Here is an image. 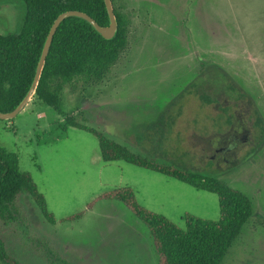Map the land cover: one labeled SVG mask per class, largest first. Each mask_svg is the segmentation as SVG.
Returning <instances> with one entry per match:
<instances>
[{"label":"rangeland","instance_id":"rangeland-1","mask_svg":"<svg viewBox=\"0 0 264 264\" xmlns=\"http://www.w3.org/2000/svg\"><path fill=\"white\" fill-rule=\"evenodd\" d=\"M127 44L105 68L63 89L64 116L38 101L0 120V147L18 157L44 196L49 224L25 194L0 214V237L20 264H156L145 228L102 193L130 187L145 208L180 227L185 213L216 221V195L125 162L104 163L97 140L65 117L133 152L218 179L253 213L222 264H264V0H122ZM21 1L0 0V34L20 29ZM229 84L246 94L235 99ZM214 101L205 104L200 95ZM175 123L154 134L158 120ZM230 123L226 124V120ZM163 128V125H160ZM230 134L236 149L222 155ZM1 264V263H0Z\"/></svg>","mask_w":264,"mask_h":264},{"label":"trees","instance_id":"trees-1","mask_svg":"<svg viewBox=\"0 0 264 264\" xmlns=\"http://www.w3.org/2000/svg\"><path fill=\"white\" fill-rule=\"evenodd\" d=\"M17 1H21L25 7L20 29L14 33L0 34V111L3 113L14 110L27 93L49 28L61 13L80 11L100 26L108 25L103 0ZM110 1L118 22V31L111 40H104L88 22L76 17L65 19L53 37L34 97L60 116H64V87L79 79L93 78L90 77L91 74L95 75L93 67L101 69L109 66L126 47V26L119 7L122 0ZM228 90L237 100L246 97L232 84H229ZM200 99L205 104L214 101L207 94L200 95ZM230 122V119L226 120V124ZM64 123L68 128L92 135L97 140L100 158L104 163L125 162L216 195L219 218L216 221L206 220L185 213L182 228L165 216L143 207L130 187H119L102 193L88 203L84 210L63 221L80 220L85 211L92 209L101 200L120 203L145 228L156 264H222L253 213L252 202L245 194L214 177L141 156L111 140L98 129L75 121L73 117H65ZM174 123L173 114L162 116L154 134L162 135L163 132L165 135ZM262 124V119L256 113L255 126L259 130L260 139L264 135ZM21 194L27 195L34 202L49 224L55 223L31 175L20 170L17 155L0 147V214L8 212L10 208L16 209ZM0 263L20 264L6 251L1 237Z\"/></svg>","mask_w":264,"mask_h":264},{"label":"water","instance_id":"water-1","mask_svg":"<svg viewBox=\"0 0 264 264\" xmlns=\"http://www.w3.org/2000/svg\"><path fill=\"white\" fill-rule=\"evenodd\" d=\"M103 2L108 16V25L106 26H100L90 16L80 11L63 12L53 21L44 41L40 57L36 66L35 74L27 93L25 94L23 99L18 103V105L14 108V110L7 113H3L0 111V120L10 121L14 119L25 108L29 101L35 96L53 37L58 27L65 19L70 17H76L85 20L104 40H111L115 36L118 31V22L113 11L112 3L110 0H103Z\"/></svg>","mask_w":264,"mask_h":264},{"label":"flooded vegetation","instance_id":"flooded-vegetation-1","mask_svg":"<svg viewBox=\"0 0 264 264\" xmlns=\"http://www.w3.org/2000/svg\"><path fill=\"white\" fill-rule=\"evenodd\" d=\"M226 140H227L226 146L220 147L217 150V151L221 152L222 155H225L226 152H229V151L236 149V147L238 146V142L240 140V137H239V135L230 134Z\"/></svg>","mask_w":264,"mask_h":264},{"label":"crops","instance_id":"crops-1","mask_svg":"<svg viewBox=\"0 0 264 264\" xmlns=\"http://www.w3.org/2000/svg\"><path fill=\"white\" fill-rule=\"evenodd\" d=\"M33 100H34V98H32V99L29 101V103L25 106V108H26L27 106H29V105L33 102ZM25 108H24L21 112H23V111L25 110ZM21 112H20V113H21ZM20 113H19V114H20ZM19 114H18V115H19Z\"/></svg>","mask_w":264,"mask_h":264}]
</instances>
